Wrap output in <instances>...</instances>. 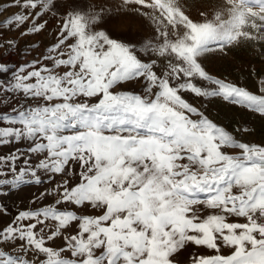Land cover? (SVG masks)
<instances>
[{
    "label": "rangeland",
    "instance_id": "obj_1",
    "mask_svg": "<svg viewBox=\"0 0 264 264\" xmlns=\"http://www.w3.org/2000/svg\"><path fill=\"white\" fill-rule=\"evenodd\" d=\"M0 185V264H264V0H0Z\"/></svg>",
    "mask_w": 264,
    "mask_h": 264
},
{
    "label": "crops",
    "instance_id": "obj_2",
    "mask_svg": "<svg viewBox=\"0 0 264 264\" xmlns=\"http://www.w3.org/2000/svg\"><path fill=\"white\" fill-rule=\"evenodd\" d=\"M3 197H28V196L25 194V191L23 189L16 190L10 194L9 192H7L4 185H0V237H1L0 238V249L5 248L7 243L9 244V247L11 246L10 239L2 237V234L4 235L6 233L5 225L8 222L6 219V216L4 215L2 211ZM30 197H33V196H30ZM20 242H21L20 240L18 242L15 241L13 247L14 248L20 247V244H21Z\"/></svg>",
    "mask_w": 264,
    "mask_h": 264
}]
</instances>
